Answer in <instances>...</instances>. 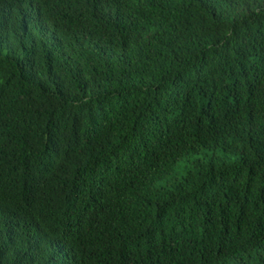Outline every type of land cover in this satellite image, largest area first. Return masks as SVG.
Wrapping results in <instances>:
<instances>
[{
	"label": "trees",
	"instance_id": "obj_1",
	"mask_svg": "<svg viewBox=\"0 0 264 264\" xmlns=\"http://www.w3.org/2000/svg\"><path fill=\"white\" fill-rule=\"evenodd\" d=\"M0 264H264V0H0Z\"/></svg>",
	"mask_w": 264,
	"mask_h": 264
},
{
	"label": "rangeland",
	"instance_id": "obj_2",
	"mask_svg": "<svg viewBox=\"0 0 264 264\" xmlns=\"http://www.w3.org/2000/svg\"><path fill=\"white\" fill-rule=\"evenodd\" d=\"M219 156H224L222 153H219ZM225 158H228V159H231V160H234V159H236V157L235 156H233V155H229V156H224ZM181 165H183V163H181Z\"/></svg>",
	"mask_w": 264,
	"mask_h": 264
},
{
	"label": "clouds",
	"instance_id": "obj_3",
	"mask_svg": "<svg viewBox=\"0 0 264 264\" xmlns=\"http://www.w3.org/2000/svg\"><path fill=\"white\" fill-rule=\"evenodd\" d=\"M28 3H29V1H28ZM31 4H33L34 6H38V4L37 3H34V2H30ZM29 3V4H30Z\"/></svg>",
	"mask_w": 264,
	"mask_h": 264
},
{
	"label": "bare ground",
	"instance_id": "obj_4",
	"mask_svg": "<svg viewBox=\"0 0 264 264\" xmlns=\"http://www.w3.org/2000/svg\"><path fill=\"white\" fill-rule=\"evenodd\" d=\"M39 231V230H38Z\"/></svg>",
	"mask_w": 264,
	"mask_h": 264
}]
</instances>
